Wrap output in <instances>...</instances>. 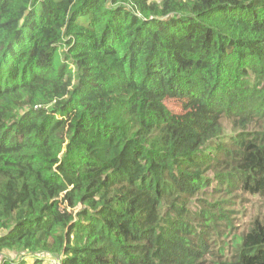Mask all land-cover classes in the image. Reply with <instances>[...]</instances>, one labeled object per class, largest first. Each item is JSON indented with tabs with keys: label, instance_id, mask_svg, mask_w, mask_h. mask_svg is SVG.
<instances>
[{
	"label": "trees",
	"instance_id": "obj_1",
	"mask_svg": "<svg viewBox=\"0 0 264 264\" xmlns=\"http://www.w3.org/2000/svg\"><path fill=\"white\" fill-rule=\"evenodd\" d=\"M0 232V264H264V0H0Z\"/></svg>",
	"mask_w": 264,
	"mask_h": 264
},
{
	"label": "rangeland",
	"instance_id": "obj_2",
	"mask_svg": "<svg viewBox=\"0 0 264 264\" xmlns=\"http://www.w3.org/2000/svg\"><path fill=\"white\" fill-rule=\"evenodd\" d=\"M160 1V0H154ZM180 111V107L177 112ZM227 210L229 211V217L233 220L231 228V236L227 238L239 237L242 233L246 232L251 224V222L259 217L263 212V205L261 200L256 196H250L245 194H240L234 198L229 199L226 203ZM1 235V232H0ZM229 250H231L229 248ZM232 253L227 250L226 257H230ZM45 264H50L49 262Z\"/></svg>",
	"mask_w": 264,
	"mask_h": 264
},
{
	"label": "built area",
	"instance_id": "obj_3",
	"mask_svg": "<svg viewBox=\"0 0 264 264\" xmlns=\"http://www.w3.org/2000/svg\"><path fill=\"white\" fill-rule=\"evenodd\" d=\"M53 264H60V263L56 261V262H53Z\"/></svg>",
	"mask_w": 264,
	"mask_h": 264
}]
</instances>
